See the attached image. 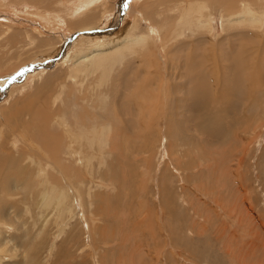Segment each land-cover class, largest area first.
I'll return each instance as SVG.
<instances>
[{"label": "rangeland", "instance_id": "obj_1", "mask_svg": "<svg viewBox=\"0 0 264 264\" xmlns=\"http://www.w3.org/2000/svg\"><path fill=\"white\" fill-rule=\"evenodd\" d=\"M119 1L122 3L116 0L115 8L120 5L125 15L135 1L141 0H126L123 5ZM212 1L208 12L212 14L213 26L207 36V32L200 36V31L194 28L176 38L170 36L171 41H167L161 55L157 47L152 50L164 57L166 64L160 59L156 62L150 55L141 62V54L126 57L118 54L110 65L109 85L100 87L93 103L98 107L97 114L109 113L112 141L102 152L103 164L93 162L90 171L104 185L99 188L97 184L102 182L93 185L89 174L85 185L78 188L85 199L84 214L75 206L73 197L67 212L61 214L53 210L43 213L29 202L32 214L29 215L23 211L19 199L0 201L14 205L22 219L28 220L27 230L30 227L33 233L31 244L33 248L41 246L35 263L264 264V10L253 6L255 11H251L244 0H222L220 4L219 0ZM1 5L5 7L2 9ZM35 6L28 0H0V10L13 15L14 20L19 19L16 28L6 22L12 30L3 36L34 43L38 36L45 38L40 28L29 27L34 21L53 34H58L51 31L55 28L61 29L63 35L72 34L64 19H61L64 26H48ZM227 9L235 11L228 13ZM176 11H173L175 18L179 15ZM249 11L262 18L260 27L237 23L238 28L245 27L247 31L229 28L227 21H237ZM152 15L157 19V14ZM115 19L106 17L99 31H94V36L100 35L94 39L75 32L74 42H83L85 48L75 58L62 57L57 52L47 58L38 57L39 53H34L38 52L34 50L38 43L12 50V45L0 48V75L18 62L30 63L19 69L20 73L10 74L8 80L6 74L0 76L1 115L10 114L9 107L3 106L8 91L15 90L16 97L20 90L27 92L33 88L36 96V87L43 80L48 81L53 75L63 79L65 73H70V67L77 68L85 77L80 83L77 80L82 89L90 91L96 86L100 72H88L87 64L112 54L123 45L126 35L125 31H110ZM153 36L158 41L155 31ZM224 38L226 45L220 48ZM211 40L216 43V55L211 52ZM185 41L188 47L177 48ZM255 45L254 55L241 56L242 50L249 51ZM196 48L198 51L193 53ZM241 61L253 65V74L260 77L256 92L253 83L247 85V91L242 88L248 82L242 74L236 80ZM247 72L251 74L252 68ZM198 86L204 90L197 91ZM157 87L164 103L173 101L176 116L173 115L172 124L157 118L151 129H143L142 133L129 122H136L131 120L136 112L133 106L139 96L155 95ZM43 92L49 95V90ZM199 92L218 120L211 129L220 132L218 140L215 135L211 134L213 139L200 131L211 125L208 113L204 116L202 111L193 113L192 106H188L193 105V94ZM40 97L42 101L46 99L45 95ZM45 103L52 106L51 99ZM161 106L159 102L158 108ZM65 120L71 124L69 118ZM145 121L147 115L146 125ZM2 169V181L15 173L10 171L7 175L5 164ZM85 218H94L97 226L92 227L90 235Z\"/></svg>", "mask_w": 264, "mask_h": 264}, {"label": "bare ground", "instance_id": "obj_2", "mask_svg": "<svg viewBox=\"0 0 264 264\" xmlns=\"http://www.w3.org/2000/svg\"><path fill=\"white\" fill-rule=\"evenodd\" d=\"M102 1L28 0V3L36 5L35 7L40 10L39 16L46 20L48 26H54L55 24L64 26L61 22V19H64L65 25L72 32L71 35H63L61 29L55 28L51 31H56L58 34H53L44 30V26L35 21L30 23L29 27L40 28L45 37L40 39V36H38L35 39V43L38 44L34 50L38 52L34 53L36 55L39 53L38 57L47 58L57 52L62 57L70 55L71 58H75L76 55L85 50L82 47L83 42H74L75 32L84 33V37H88V39L97 38L100 35L94 36V31H99L100 24L103 25L102 21L108 16L116 17L113 23L114 26L110 31H125L126 33L124 39H122L123 45L121 44L112 54L108 56L102 55L87 64L90 67L88 72L94 73L95 70L100 72L97 85L92 87L90 91L88 88L82 89L78 84L85 78L81 71L70 67V73H65L66 76L63 79L59 78V75L57 77L53 75L50 76L48 81L43 80L41 82L43 85L39 87L40 84L36 87L38 89L36 96L33 88H29L27 92L25 89H18L20 90V95L16 97L13 89L6 93L8 99L3 106L9 107L10 114H3L2 116L0 113V169L5 164L4 170L7 175L10 171H14L16 174L5 176L3 181L0 179V201L6 202L9 199H19L24 205L23 211L29 215H32L28 205L29 202H33L32 204L43 213L49 210H53L58 214L67 212L70 197H73L72 199H74L75 206L79 212L85 213V199L78 188L85 185V178L89 179V174L93 185L97 182H102L101 179L94 178L90 171L93 167V162L98 161L100 165L103 164L102 152L109 148V142L112 141L110 124L112 121L109 113L104 112V115L97 114L98 107L94 106L93 99L96 96V92H101V86L106 87L109 85L111 76L109 67L117 60L118 54L125 57L141 54L143 58L141 62L145 61L147 55H150L156 62H159L160 59L163 64H166L167 61L164 60V57H159L157 53L152 52L155 47L158 48L159 55H161L162 50L167 47V41H171L169 39L171 38L170 36L176 38L178 35H182L189 30L192 31L194 28L200 31L198 32L200 36H205V32H207V36L213 26L212 14L208 12L211 9L209 5L212 0L135 1L125 15H123L120 5L115 8L116 0ZM121 1L122 3L119 1L121 5L126 4V0ZM244 1L247 8L251 11H255L253 6H259L264 10V0ZM221 2L222 0H219L218 4ZM1 6L2 9L5 7V5ZM175 10H177L176 12L179 11L177 18L174 17L173 11ZM227 10L229 11L228 13L235 11ZM154 13L157 14V19L153 17L152 14ZM31 14H35V12H31ZM181 14H183L182 19H180ZM247 14L237 21H227L229 28L235 32H241L247 30L245 27L238 28L237 23L241 25L250 24L254 28L261 26L262 18L259 15L252 14L250 11ZM13 18V15L0 10V41L2 42L0 43V48L7 49V47L12 45L10 46L12 50L19 46V48L33 46L35 43L31 40L16 41L10 40V37L3 36L12 30L11 25L6 24V22L12 23L14 27L15 25L18 26L19 19L16 18L14 20ZM139 30L140 32H138ZM154 31L158 34V41L154 40ZM232 35L234 36V34ZM61 36L63 37L61 38ZM223 40H225V43H220V48L226 45V39L224 38ZM209 43L212 54L216 55V43L212 40ZM257 45L251 47L249 51L242 50L241 56H247L249 53L250 56L254 55ZM188 46L189 44L185 41L178 45L177 48ZM198 46L200 45L198 44ZM196 51H198V48L193 53ZM199 51L201 50L199 49ZM15 54L18 55V53ZM12 57L15 59V55ZM28 62L22 63V65L18 62L17 65L12 66V68L8 69V72H3L4 74L2 73L0 76H5L6 74L5 77L8 80L12 74L20 73L19 69L29 65L30 63L28 64ZM237 67L241 73L238 75L239 71H237L236 80H239L241 74L248 80L247 83L242 85V88L246 90L247 85L253 83L256 92L260 87V77L256 76V73L253 74L254 66H248L245 61H241ZM250 68H252V73L248 74L247 70ZM189 75L190 73L186 77ZM168 86H172L170 82H168ZM43 89L49 90V95L47 92L44 93ZM196 90L203 91L204 88L198 86ZM156 92L152 97L139 96L133 106L136 112L134 114L135 118L131 120L136 122H129L137 131L143 133V129L145 131L150 130L157 118L161 117L167 124H172L173 115L176 116V113L173 112V101L168 100V102L164 103L158 87ZM199 93L193 94V105L189 103L188 106H192L191 110L193 113L202 111V116L208 113L211 125L209 128L205 130L202 128L200 131L204 135L210 136L213 134L215 135L214 138L218 140L217 137L220 132L211 130L212 127L218 124V120L215 118L213 110L209 109V106L205 103L203 93ZM41 95H45L46 99L42 101ZM164 97L166 98L165 93ZM49 99H51L52 106L45 103ZM56 101L59 102L58 106H56ZM159 102L162 105L160 108H158ZM156 112L155 116L154 113ZM137 114L139 115L138 119H136ZM158 114H160V117H157ZM146 115L148 116V121H145L147 126L144 123ZM66 117L71 120V124L65 120ZM102 119L104 122L101 121ZM1 127H4V129ZM41 177L43 178L40 179ZM44 185L45 187H43ZM103 185L104 183L102 182V184H97V187L99 188ZM89 198L92 199L91 196ZM86 218L87 224L85 227H87L90 235L92 234V227L96 225L94 224V218L90 220ZM16 224L18 227L15 226ZM27 226L28 220L22 219L21 214L14 205H9L8 203L0 204V264H37L35 259L41 254V246L37 245V247L33 248L31 244L33 243V233H31L30 227L27 230ZM62 231L63 229H60V233ZM32 254H35V256Z\"/></svg>", "mask_w": 264, "mask_h": 264}]
</instances>
